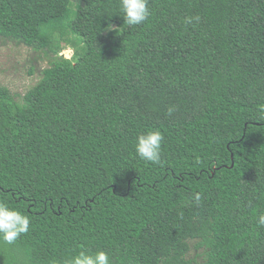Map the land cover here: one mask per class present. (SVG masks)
<instances>
[{
	"label": "trees",
	"instance_id": "16d2710c",
	"mask_svg": "<svg viewBox=\"0 0 264 264\" xmlns=\"http://www.w3.org/2000/svg\"><path fill=\"white\" fill-rule=\"evenodd\" d=\"M148 7L129 26L119 0H0V36L82 41L22 102L0 87V201L30 219L0 264H264V0ZM154 130L160 165L134 148Z\"/></svg>",
	"mask_w": 264,
	"mask_h": 264
},
{
	"label": "rangeland",
	"instance_id": "374dc122",
	"mask_svg": "<svg viewBox=\"0 0 264 264\" xmlns=\"http://www.w3.org/2000/svg\"><path fill=\"white\" fill-rule=\"evenodd\" d=\"M75 5H85L89 0H72ZM62 23V20H59ZM119 26L114 25L112 28ZM58 29L54 32L52 44L43 50L28 47L14 39L0 36V87L8 89L14 99L22 102L23 95L42 77L43 70L57 57L74 56V45H80L81 39L72 34L61 36ZM67 33V30L64 29ZM199 240L190 242L189 259L199 262L205 260V248H197Z\"/></svg>",
	"mask_w": 264,
	"mask_h": 264
},
{
	"label": "clouds",
	"instance_id": "9594fccd",
	"mask_svg": "<svg viewBox=\"0 0 264 264\" xmlns=\"http://www.w3.org/2000/svg\"><path fill=\"white\" fill-rule=\"evenodd\" d=\"M120 9L129 26L143 24L151 15L148 0H119ZM199 17H185L183 23L193 24ZM173 108H169L171 114ZM163 134L159 130L147 131L137 136L134 145L136 155L143 161L154 165L162 163ZM201 194L194 193L193 201L197 204L201 201ZM257 224L264 227V214H259ZM30 219L21 211L10 208L5 202L0 201V240L7 244L14 243L22 235L28 233ZM66 264H111L108 253L103 250L90 252L81 250L66 261Z\"/></svg>",
	"mask_w": 264,
	"mask_h": 264
},
{
	"label": "built area",
	"instance_id": "2783aa9c",
	"mask_svg": "<svg viewBox=\"0 0 264 264\" xmlns=\"http://www.w3.org/2000/svg\"><path fill=\"white\" fill-rule=\"evenodd\" d=\"M72 58V57H71Z\"/></svg>",
	"mask_w": 264,
	"mask_h": 264
}]
</instances>
